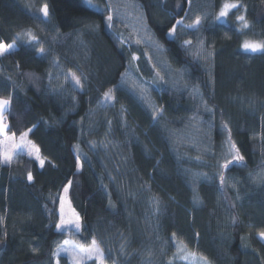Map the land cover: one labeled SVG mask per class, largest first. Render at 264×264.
I'll list each match as a JSON object with an SVG mask.
<instances>
[{"label":"trees","instance_id":"trees-1","mask_svg":"<svg viewBox=\"0 0 264 264\" xmlns=\"http://www.w3.org/2000/svg\"><path fill=\"white\" fill-rule=\"evenodd\" d=\"M135 2L172 69L189 71L187 89L161 80L125 22L109 27L107 10L87 0H0V41L16 45L0 56L8 131L32 129L45 161L20 151L0 159V264H72L53 256L68 238H95L106 264H191L181 247L210 264H264V51L241 50L245 40L264 44V0ZM225 3L237 8L218 21ZM191 7L213 53L207 70L184 45L194 33L167 35ZM132 66L147 100L128 83ZM233 144L244 160L222 170ZM65 186L79 233L55 227Z\"/></svg>","mask_w":264,"mask_h":264},{"label":"rangeland","instance_id":"rangeland-1","mask_svg":"<svg viewBox=\"0 0 264 264\" xmlns=\"http://www.w3.org/2000/svg\"><path fill=\"white\" fill-rule=\"evenodd\" d=\"M89 5V3H87ZM91 5L96 6L97 8H100L101 10H107L108 15L111 14L113 17V20L117 17L119 20L125 22V25L128 29H130L131 33L133 34V38L136 42L137 39L141 41V45L144 46V49L150 58V60L155 64L156 66V73L161 75L166 81L168 85H170L172 88L176 90H185L187 87H189V81H188V75L189 71L186 70L185 68L179 71H175L172 69L170 66L166 56H165V51L163 47L158 43L157 39L153 36L152 32L150 31L149 26L147 25L146 17L142 11V9L139 7V5L135 2V0H106V6H100L94 3V0H91ZM111 5V7H109ZM90 6V5H89ZM96 9V8H95ZM235 9V8H233ZM230 9L229 13L233 10ZM228 13V14H229ZM198 16V13L194 11L193 7L191 9H188L187 15L185 18H182L183 24L176 25V33L174 36H169L170 38H175L179 34L180 37L186 35L188 32H192L195 35V39H189L188 41H191V45L189 47V54L190 56L194 57L196 60H198L200 63L206 65L204 66L206 68H211L212 65V51L204 48L200 44V37L201 34L198 31L199 26L195 29H189L186 28L184 25L191 24L193 21L196 19ZM228 17V16H227ZM227 17L221 18L223 21L227 19ZM201 18V17H200ZM181 20V19H180ZM192 21V22H191ZM22 35L23 37L27 36L25 32ZM28 33V32H27ZM119 37L122 39V41L126 42L125 36L122 34L119 35ZM245 42L251 43L250 40H245L242 45H241V50L243 52L247 53H259L263 52L264 49L257 50L255 52L251 51L250 49H244L243 45ZM263 44V43H259ZM137 45V43H136ZM137 57V56H136ZM207 70V69H206ZM135 67L130 68V73L128 75V83L131 85L132 90L141 98L144 100H147V87L140 83L137 74L135 73ZM158 75V76H159ZM10 107V105H9ZM9 110V109H8ZM6 116V122L8 126L10 127V121L8 118V113H5ZM27 140L29 138L27 137ZM30 141V140H29ZM0 142H3L0 144V152H7L11 154L12 159L14 157V154L17 151L20 152H26L28 153L31 151V157L36 158V160L39 162L37 157L41 158L39 154L38 148L31 142L29 145L28 149H25L21 151L20 148H15L13 145L19 144L20 143V136L17 137L14 134L9 133L7 131L6 136H0ZM1 161L3 162L2 158H0ZM11 159V161H12ZM42 159V158H41ZM10 161V162H11ZM9 162V163H10ZM5 163V162H3ZM61 197H63V216L65 220H75L77 215V211L73 208L71 202H70V197H69V186H68V192L65 193L64 190L61 194ZM59 213H60V218H61V198H60V207H59ZM80 217V216H79ZM60 222V221H59ZM81 223V219H80ZM81 228H82V223H81ZM77 230L73 224L67 225L63 230V232H73V233H79L81 231ZM69 241V244L65 245L63 242L64 241ZM62 243H60L55 252H59L58 256H55L56 259H59L60 256H66L70 259L72 264H75L73 260L72 254L79 248H87L88 246H84L73 240L72 238L65 239ZM264 241V239H262ZM61 248H67L68 251H59ZM180 257L181 259L185 261H189L191 264H210L207 260L196 257L195 254L185 251L183 247L180 248ZM82 264H97L95 257L92 259H86L82 262ZM104 264H106L104 262Z\"/></svg>","mask_w":264,"mask_h":264},{"label":"snow or ice","instance_id":"snow-or-ice-1","mask_svg":"<svg viewBox=\"0 0 264 264\" xmlns=\"http://www.w3.org/2000/svg\"><path fill=\"white\" fill-rule=\"evenodd\" d=\"M87 2L89 3V5L91 6V0H87ZM189 3H191V0H189ZM109 7H111V5H109ZM233 8H237V4L236 3H225L223 5V7L221 8L218 16L216 17V19L219 21L221 20V18L227 17L229 10L233 9ZM40 12H42L44 17H47L49 15V9H48V5L44 4V6L40 9ZM108 26L111 27L112 26V21H113V17L111 14H109L106 17ZM237 20L240 21L243 24L244 28H247L249 25L246 21L245 16L241 15L237 17ZM201 23V18L199 16L196 17V19L193 21V23L191 24H187L184 25L186 28L189 29H195L197 28ZM179 24H183V20H177L176 24L172 25L168 32L167 35L169 36H174V34L176 33V25ZM30 42H34L37 40V38L32 35L31 33H27ZM136 43L139 44L141 43V41L139 39L136 40ZM184 45L185 46H190L191 45V41H184ZM15 42L10 43V44H6L3 41H0V56L5 55L6 53L10 52L11 50H13L15 48ZM244 49H250L251 51L255 52L257 50L260 49H264V44H259V43H248L245 42L243 45ZM44 49L41 47L39 49V53L43 54L44 53ZM133 60L138 59V57L133 56L132 57ZM157 75H159L157 73ZM72 79L75 81V84L77 86L81 85V80L78 76H76L74 73L72 74ZM160 79L162 80L163 77H160ZM104 98L106 101L108 100H114V95H113V90L109 89L107 92L104 93ZM11 103V99H4V98H0V136H6L7 131L9 130V126L6 122V116L5 113L8 111L9 109V105ZM163 112V109H159V110H154L153 112V119L155 120L156 116L161 114ZM32 132V129H28V131L21 133L20 135V143L19 144H15L13 145V147L15 148H20L21 151L28 149L29 145L31 144V141L27 140V137L29 135V133ZM3 142H0V144H2ZM232 150L235 152V154L233 155L232 160H228L226 161L224 164L220 165V168L223 169H227L229 167V165H231L234 161L235 162H243L244 157L241 156L239 154V150L236 149V146L233 144L231 146ZM29 155H31V151L28 152ZM0 158H2L3 162L5 163H9L12 159L11 154L7 153V152H0ZM37 159L39 160V164L41 167L44 166V159H41L39 157H37ZM80 167V161H79V157H77V168L79 169ZM33 179V176L31 173L28 174V180L31 181ZM224 181V177H223V172H221V183H223ZM71 184V181H69V185ZM64 192L67 193L68 192V186H65L64 188ZM63 197H61V218H60V222L57 223L55 225V227L58 230H63L67 225L69 224H73L74 227L77 230H80L81 228V223H80V217L77 215L75 220H65L64 216H63ZM260 237L262 239H264V232L259 233ZM173 236H175V234H173ZM65 245L69 244V241H64L63 242ZM59 251H68L67 248H61ZM59 252H53V256H58ZM73 260L75 262V264H82V262L86 259H92L93 257H95L97 264H104V252L103 250L99 247V245L97 244V241L95 238H93L91 245H89L87 248H79L77 249L73 254ZM57 264H59V261L57 260Z\"/></svg>","mask_w":264,"mask_h":264},{"label":"water","instance_id":"water-1","mask_svg":"<svg viewBox=\"0 0 264 264\" xmlns=\"http://www.w3.org/2000/svg\"><path fill=\"white\" fill-rule=\"evenodd\" d=\"M2 235V229L0 227V237ZM6 243L2 240H0V253L3 251L4 247H5Z\"/></svg>","mask_w":264,"mask_h":264},{"label":"crops","instance_id":"crops-1","mask_svg":"<svg viewBox=\"0 0 264 264\" xmlns=\"http://www.w3.org/2000/svg\"><path fill=\"white\" fill-rule=\"evenodd\" d=\"M259 237H260V235H259ZM260 239L262 240V238L260 237ZM264 242V241H263Z\"/></svg>","mask_w":264,"mask_h":264}]
</instances>
